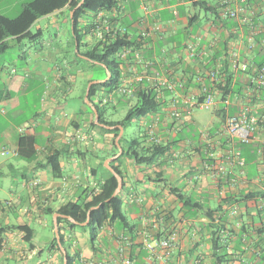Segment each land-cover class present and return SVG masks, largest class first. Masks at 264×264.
Instances as JSON below:
<instances>
[{
    "label": "crops",
    "instance_id": "0c3cea01",
    "mask_svg": "<svg viewBox=\"0 0 264 264\" xmlns=\"http://www.w3.org/2000/svg\"><path fill=\"white\" fill-rule=\"evenodd\" d=\"M229 1L232 6L247 4L251 22L225 17L222 0H148V20L153 16L163 25L162 32L151 36L146 53L156 61L150 70L152 79L167 77L176 83V91L163 90L158 96L146 79L136 84L132 93H121V75L114 89H102L93 98L103 107L106 119L119 121L110 115L120 105L134 106L138 87L153 89L159 101L156 110L129 123L137 122L140 127L139 135L132 139L142 138L138 146L133 143L132 156L128 138L119 147V134L115 138L113 132L102 128L120 124L92 126L96 115L86 92L95 79L89 72L83 74L89 64L80 66L82 62L94 64L85 53L99 42L91 27H86L90 19L81 20V54L73 33L58 26L47 45H42V32L34 41L40 46L30 51L20 47L12 64L0 58V145L17 151L0 153V264H64L62 247L54 245L59 207L84 194L90 200L107 174L103 166L114 169L111 163L118 157L114 165L122 171L123 210L129 225H104L97 240L98 253L113 247L119 235L135 241L137 251L143 241L176 232L178 245L166 264H264V126L250 143L230 138L223 129L227 115L242 106L262 111L263 92L250 90L246 97V90L254 87L252 81L264 64V0ZM119 2L131 13L123 23L135 25L146 14L141 0ZM173 8L178 9V16H173ZM66 11L64 7L45 17ZM61 34L72 39L76 58L60 60L55 44ZM25 40L9 38L8 45L0 48V56L11 48L10 41L24 44ZM188 41L205 46L206 54L190 57L183 48ZM232 51L239 53L240 61L248 62L247 71L232 68ZM215 67H220L223 77L232 74L233 90L226 95L218 86L220 79L210 77ZM205 88L216 96L206 122V116L197 111L205 108L195 105L196 99L204 97ZM227 97L228 105L223 100ZM173 111H178L180 118H174ZM152 124L160 143L148 137ZM19 126L31 128L22 135ZM204 128L210 133V142L201 137ZM125 130L126 126L121 137ZM24 136L28 138L22 141ZM114 144L118 146L115 155H119L108 160L115 156L111 155ZM55 150L61 151L59 176L50 164ZM238 151L245 160L243 166L238 163ZM220 164L226 172H217ZM34 180L40 183L33 185ZM20 225L31 232L19 229ZM60 225L71 255L78 249L85 258L96 256L86 229L65 221ZM45 237L53 241L43 261ZM145 254L143 249L139 252L137 264L143 263Z\"/></svg>",
    "mask_w": 264,
    "mask_h": 264
},
{
    "label": "built area",
    "instance_id": "2783aa9c",
    "mask_svg": "<svg viewBox=\"0 0 264 264\" xmlns=\"http://www.w3.org/2000/svg\"><path fill=\"white\" fill-rule=\"evenodd\" d=\"M141 6L146 10V14L141 16L136 23H123L122 19L130 17L126 4L119 2L115 7L108 10H101L93 19L89 21L91 33L97 37L99 41L111 43L115 38H123L125 40H132L136 35L134 44H124L115 53L114 59L118 67L123 71V83L118 86L121 93H132L136 84H143V81L149 79L153 86L158 90V96L163 90L176 91V83L167 77L152 79L150 70L154 68L156 61L153 57L148 56L146 53L150 49L151 36L154 33L163 31V25L157 18L151 17L148 20V0H141ZM223 15L229 18H239L244 23H250L251 17L248 13L247 4H236L232 6L229 0H222ZM173 16H178V9H172ZM132 23V22H131ZM134 26L137 27L134 30ZM185 51L190 57L201 56L206 54V47L199 46L194 41H188L184 47ZM231 66L236 71H247L249 69L248 62L240 61V56L237 51L231 52ZM220 67L212 68L210 77L214 80L220 77ZM254 87L246 90V97L251 95L250 90H259L263 92L262 111L257 112L252 106H242L237 113L227 115L223 129L232 139H237L240 143H250L254 140L255 134L260 126H264V64L258 69L257 75L252 81ZM204 97L196 99L195 105L199 108L212 107L216 101L214 93L204 89ZM224 103L227 105L230 99L224 98ZM174 118H180L178 111H173ZM31 128V126H29ZM29 127L19 126L18 131L23 135ZM148 137L150 141L160 143L161 139L157 136L154 125H150L148 129ZM201 137L210 142V133L207 129L201 130ZM1 154H17L16 150H11L5 145H0ZM214 155V153H211ZM238 163L243 166L245 164L241 152L238 151ZM225 165L217 166V172H226ZM233 180L232 185L236 184ZM39 180H34L33 185H38ZM141 200V199H138ZM178 234L171 232L164 238H156L148 241H143L142 246L134 251L135 241H129V237L119 235L117 241H113V247H108L104 252L98 253L99 255L91 258L81 256L78 258L79 264H137L139 252L145 250L146 254L143 256L142 264H166L168 259L178 245ZM260 252H258L259 254ZM102 254V256H100ZM198 264H202L201 261Z\"/></svg>",
    "mask_w": 264,
    "mask_h": 264
},
{
    "label": "trees",
    "instance_id": "16d2710c",
    "mask_svg": "<svg viewBox=\"0 0 264 264\" xmlns=\"http://www.w3.org/2000/svg\"><path fill=\"white\" fill-rule=\"evenodd\" d=\"M81 0H32L26 4H24L21 12L15 17H9L3 14H0V48L8 45L9 38H16L17 40H23L25 38H29L30 40H37L41 38L42 31L39 30L35 33L32 32L31 26L35 23L39 18L48 15L56 10L62 9L64 7L68 8V15L72 22V31L73 36L77 42V50L78 54H81L80 46L82 40L81 31V20L86 19L87 16H90L92 20L94 15L101 10H108L115 7L118 3V0H84L83 4L79 6L71 18V11L77 7ZM193 1V0H191ZM204 2H198V5H203ZM89 22V21H88ZM87 22V28L89 29V23ZM136 39L125 40L123 38H115L111 41V43L99 41L96 46H94L90 51L85 53L94 64H103L106 69L110 72V77L106 81H100L98 83H94L90 87V92L88 96V100L93 102L94 106L98 109L99 118L98 122L92 121V126H100V124H105L107 126H116L117 124L123 125L124 127L131 123L133 120L138 119L140 117L147 116L149 113H152L156 110L159 105V101L154 94L153 89L149 87H138V101L132 106L128 113L126 114L123 120H108L104 116L103 107L99 104V102H95L93 100L94 96L102 89L112 90L117 86L119 79L121 78L122 70L118 67V64L115 62L114 56L115 53L122 47L124 44H134ZM108 73L104 77L107 78ZM232 74H228L223 77V73H221L219 77L218 86L221 90H223V95H226L229 90H233L230 88L231 85ZM102 80L103 78H95ZM92 79V80H93ZM94 111L92 110V113ZM104 130L113 132L115 138L118 136L120 132L119 127H115L112 129H107L106 127H102ZM28 136H24L21 140L27 139ZM31 139L34 140V137L31 136ZM126 141V137L123 135L119 140V143ZM142 142L141 137H137L136 139L130 140L128 154L129 156L134 155L132 153V149H135V146ZM133 143H136L133 146ZM118 151V146L114 144V152L111 155H115ZM61 154L60 150H55L51 153L50 164L52 165L54 174L56 176L60 175L61 167L59 163V155ZM122 153L121 156H123ZM120 157L116 158L112 161L111 165L114 170L122 175V171L119 167L115 166V162L118 161ZM106 170L107 174L104 177L103 181L99 186L98 192L94 193L90 200H87V194L80 196L77 201H70L63 205H61L58 209V212L65 216H71L78 223L70 220L67 217L60 216L58 217L59 224V233H60V243L58 239L55 238V244L58 248L63 247L67 257L68 264H74L80 255L78 249H75V254L71 255L69 251V246L66 245L65 237L62 232L61 223L63 221L69 223L71 226H80L84 229H87L89 232V242L91 245L94 254L99 255L97 250V240L99 238L100 231L102 227L106 224L117 225L119 227H127L129 225L128 218L123 210V196L122 190L108 200L116 190L118 186V179L114 175V173L107 167L103 166ZM123 189V188H122ZM86 192V191H85ZM183 199V198H182ZM88 220L87 224H83ZM19 229L26 230L27 233L31 232V229L27 226H18ZM27 236V235H26ZM28 238V237H27ZM261 254V250L259 251ZM64 258V257H63Z\"/></svg>",
    "mask_w": 264,
    "mask_h": 264
},
{
    "label": "rangeland",
    "instance_id": "374dc122",
    "mask_svg": "<svg viewBox=\"0 0 264 264\" xmlns=\"http://www.w3.org/2000/svg\"><path fill=\"white\" fill-rule=\"evenodd\" d=\"M32 0H0V13L3 14H7L10 17H15L17 16L21 10L23 9L24 4L30 2ZM65 19H67V21L65 22ZM86 19H91L90 16H87ZM51 20H53L54 22H52ZM58 26H60V28L63 31H67V32H71L72 31V22L71 19L68 15V11H66L64 14L57 12L56 14L50 15L49 17H41L39 18L32 26H31V30L33 33L41 30L43 32V36L41 38V42L42 45H47L49 42V38H50V34H52L57 28ZM25 42L24 44H18L16 41H10V45L11 48L5 53V54H1L0 58H6L8 60V62H10V64L13 63L14 58L16 57L17 53L19 52V48L22 46H25L27 50L31 49L32 47H37L40 46V44H34L33 40H30L29 38H25ZM58 43L55 44L59 46V53H60V60H64V59H72V58H76L77 54H76V46L75 44L72 43V39L71 38H66V36H62L57 40ZM56 41V42H57ZM30 51V50H29ZM83 63V64H82ZM80 64V66L82 65H90V69L89 70H85L83 71V74H86V72H89L90 75L92 77L95 78H103L102 80L106 79V77H104L107 73V69L105 67H102L101 65H97V64H91V63H87V62H82ZM76 68L74 69L73 72H76ZM81 74V73H80ZM81 74V75H83ZM78 80H80V77H78ZM99 80V79H96ZM37 85V84H35ZM32 96L35 97V92L32 93ZM130 109L129 105H120L117 110L113 111V113L110 116H114L116 119L119 120H123L126 116V114L128 113ZM201 113H203L206 116L205 122L207 120L210 119L212 113H213V108L209 107V108H205L204 110H197ZM106 112H108L106 110ZM29 127V126H26ZM30 128V127H29ZM140 133V127L137 124V122H134L132 124H128L126 125V130L124 133V136L126 138H128L129 140H131L132 138H134L136 135L138 136ZM125 145V142H124ZM118 154V153H117ZM7 155V154H6ZM110 159V158H108ZM41 226H38V228H40ZM79 229H84L83 227L78 226ZM87 230V229H86ZM41 231V229H40ZM88 231V230H87ZM52 241L53 240H49L48 237H45L43 239L44 245L42 247L43 251H42V260L45 261L47 260L48 256H49V250L51 249V245H52ZM90 245V242H89Z\"/></svg>",
    "mask_w": 264,
    "mask_h": 264
},
{
    "label": "water",
    "instance_id": "95a60500",
    "mask_svg": "<svg viewBox=\"0 0 264 264\" xmlns=\"http://www.w3.org/2000/svg\"><path fill=\"white\" fill-rule=\"evenodd\" d=\"M83 2H84V0H81L80 3L77 5V7H75V8L71 11V18H73V15H74L75 10H76L79 6H81V5L83 4ZM110 75H111V74H110V72H109L108 77H107L106 79H104V80H94V81H91V83L89 84V86H88V88H87L86 98H88V96H89L90 87H91L92 84H94V83H98V82H100V81H105V80H107V79L110 77ZM93 110H94V113H95V115H96V121L98 122L99 113H98V109H97L94 105H93ZM104 125H105V124H104ZM106 126H107V125H106ZM119 128H120V132H119V136H118V138H117V144H118L119 147H120L119 139H120L121 135L123 134L124 127H123V125H119ZM120 150H121V148H120ZM118 155H119V153H118L117 155H115L114 157L108 159V160L115 159ZM107 167L110 168V169L112 170V172L114 173V175H115V176L117 177V179H118V186H117L116 190L114 191L113 195L108 199V200H110L112 197H114L115 195H117V194L121 191L122 184H123V179H122V176H121L118 172H116L114 169H112V168L110 167V165H107ZM57 215H58V216H64V217H67V218H69L70 220H72V221L78 223V222H77L76 220H74L71 216H65V215H62L61 213H58ZM87 223H88V220H87L85 223H83V224H87ZM55 232H56V237H57V239H58V242L60 243V233H59L58 219H55ZM62 249H63V251H64V264H68V257H67V254H66V252H65V250H64L63 247H62Z\"/></svg>",
    "mask_w": 264,
    "mask_h": 264
}]
</instances>
